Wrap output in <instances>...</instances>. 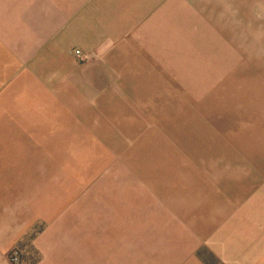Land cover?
<instances>
[{
	"label": "crops",
	"instance_id": "obj_1",
	"mask_svg": "<svg viewBox=\"0 0 264 264\" xmlns=\"http://www.w3.org/2000/svg\"><path fill=\"white\" fill-rule=\"evenodd\" d=\"M214 4L216 0H0V264H10L7 253L14 246L22 250L20 264H264V142H259L264 43L250 49L242 40L228 39L231 35L208 7ZM201 38L206 39L203 45ZM111 46L114 52L127 49L140 55L135 63L160 75V83L163 74L171 73L169 53L177 54L172 68L179 80L183 68H205L207 79H196L194 112L207 117L216 148L235 154L221 158L223 168L213 174L216 181L232 183L206 196V206L201 199L199 209L192 196L190 205L182 200L185 208L178 201V231L146 227L150 231L143 247L131 227L128 241L121 244L115 220L107 225L101 220L94 232L79 215L82 211L72 215V191L66 185L72 178H58L49 168L64 164L62 160L20 156V147H57L54 142L20 144L19 130L16 140L8 134V124L14 123L8 118L19 116L14 112H45L41 101L55 100L42 85L57 84V70L64 68L57 53L72 47L80 55L103 53ZM181 54L192 59L182 61ZM197 54L204 55V65L193 61ZM211 96L218 102L215 107L204 105ZM238 129L243 131L239 143L223 138L222 133ZM9 150H16V156L6 157ZM56 190L59 199L52 197ZM101 210L104 214L103 205Z\"/></svg>",
	"mask_w": 264,
	"mask_h": 264
},
{
	"label": "rangeland",
	"instance_id": "obj_2",
	"mask_svg": "<svg viewBox=\"0 0 264 264\" xmlns=\"http://www.w3.org/2000/svg\"><path fill=\"white\" fill-rule=\"evenodd\" d=\"M208 7L215 12L217 24L231 35L228 39L236 44L242 40L250 49L264 43V0H216ZM258 30L262 32L257 36ZM205 42L201 38L200 44ZM110 48L109 52L80 55L74 52L80 49L72 47L68 53H57V61L64 66L57 70V84L42 85L55 100L41 101L40 110L45 112H14L19 116L8 118L14 120L8 124V134L16 140L19 130L20 144L54 142L57 147H20V156L62 160L64 164L58 161L56 166L46 167L58 178L62 174L72 178V183L66 182L72 191L68 209L72 215L82 211L79 215L94 232L101 220L105 224L115 220L120 225L121 233L116 236L121 244L128 241L131 227L143 247L150 231L146 227L178 231V201L183 205L185 199L190 205L194 197L199 209L201 199L206 206L209 195L232 183L216 181L213 174L221 172L217 170L223 168L221 158L235 154L216 148L207 117L194 112L196 79H207L205 68L196 72L183 68L179 80V72L172 68L177 54L169 53L171 73L168 77L163 74L160 83V75L135 63L140 55ZM197 55L193 61L204 65V55ZM183 57L192 59L181 54L182 61ZM178 80L182 81L179 91ZM200 86L207 88L208 84ZM217 103L211 96L204 105L215 107ZM222 136L239 143L243 131ZM259 142H264V131ZM4 155L16 156V150ZM55 192L53 199H59V190Z\"/></svg>",
	"mask_w": 264,
	"mask_h": 264
},
{
	"label": "built area",
	"instance_id": "obj_3",
	"mask_svg": "<svg viewBox=\"0 0 264 264\" xmlns=\"http://www.w3.org/2000/svg\"><path fill=\"white\" fill-rule=\"evenodd\" d=\"M76 54H79L78 50L74 51ZM7 260L11 264H20L22 260V250L19 246H14L7 253Z\"/></svg>",
	"mask_w": 264,
	"mask_h": 264
}]
</instances>
